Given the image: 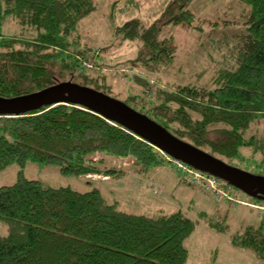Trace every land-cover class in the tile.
I'll use <instances>...</instances> for the list:
<instances>
[{"label": "trees", "instance_id": "1", "mask_svg": "<svg viewBox=\"0 0 264 264\" xmlns=\"http://www.w3.org/2000/svg\"><path fill=\"white\" fill-rule=\"evenodd\" d=\"M195 1L166 0L151 23L132 19L114 29L116 39L140 43L136 58L126 63L147 98L131 97L134 105L125 104L225 164L235 167L231 161L240 159L244 148L261 155L264 165V139L250 132L264 121V0H234L245 8L242 24L237 10L225 20L202 19L191 10ZM95 7V0H0V97L42 90L58 83L56 77L65 81L66 72L73 79L66 81L99 86L104 79L91 76L95 68L80 70L78 57L84 54L70 52L64 40ZM122 7L138 5L125 0ZM7 21L20 27L21 36L1 32ZM237 25L243 28L212 44L219 60L207 59L213 64L210 87L151 81L176 63L174 39L163 36L168 27L225 33ZM126 158L141 171L164 162L155 147L80 106L0 116V172L18 167L16 181L0 186V220L8 223L7 234L0 236V264H185L183 242L194 223L181 213H122L103 205L97 190L46 187L22 175L25 163L33 162L58 166L63 175L111 177L124 170L108 159ZM177 173L189 185L185 174ZM231 245L264 262V220L232 236Z\"/></svg>", "mask_w": 264, "mask_h": 264}, {"label": "rangeland", "instance_id": "2", "mask_svg": "<svg viewBox=\"0 0 264 264\" xmlns=\"http://www.w3.org/2000/svg\"><path fill=\"white\" fill-rule=\"evenodd\" d=\"M165 1L132 0L138 7L122 11L125 0H95L94 11L83 17L76 28L64 38L70 52L84 54L85 57H78L80 70L84 67L95 68L96 71H93L94 74L91 76L104 79L99 86L95 82H90L86 83L85 87L97 89L111 99L132 106L134 104L130 101L131 97H137V100L142 102L146 97L143 94L145 89L142 84L138 86L134 81L137 73L130 70V66L126 63L136 58L140 43L137 40L116 39L114 29L132 19L151 23L160 16ZM234 5L235 9H233ZM191 10L200 18L211 21L232 18L229 14L235 15L237 10L241 24L244 21L242 16L245 15V8L241 5L237 8L234 0H196L192 3ZM148 16L151 18L148 19ZM236 27L224 30L225 33L221 29L217 32L205 30L204 33H198L180 27H168L163 36L172 35L174 39L175 48L178 49L176 63L172 64L169 70L161 73L160 79L158 75L151 76V81L162 85H172V82L173 84L197 82L198 85L210 87L206 81L212 76L213 64H209L207 59L213 56L214 59L219 60L213 54L212 44L215 45V40L222 41V34L237 32L243 28V25ZM1 32L5 35L21 36L20 27L8 21L2 26ZM96 53L97 56H94ZM87 58L91 59L90 62L86 60ZM58 66L59 63L57 68ZM77 73L81 72L78 70ZM64 79L65 81L62 82L73 81L69 72L65 73ZM56 81L61 80L56 77ZM74 81L78 85L81 84V80ZM250 132L258 139H264V121L252 126ZM157 151L164 158L163 166L157 165L148 171L137 169L139 167L132 159L126 158L108 159L111 166L124 170L123 174L111 177L63 175L58 166L33 162L25 163L22 175L27 179L37 180L46 187H67L78 192L97 190L103 205L114 206L116 211L122 213L152 216L181 213L194 223L193 232L183 242L188 251L185 264H264L250 252L231 245L232 236L243 233L247 227L258 225L257 211L252 210L249 203L260 205L264 202L247 197L222 181L230 193L232 190L234 199L229 205L217 204L208 195L210 193L207 189L206 193L187 185L178 175L175 162ZM239 154L241 158L232 160L231 164L251 174L264 176V165L260 162L261 155L244 148L239 149ZM96 159H101V156L96 155ZM166 169L172 170L171 175L167 173L160 175V170L166 172ZM17 172L18 167L15 164L0 172V186L14 183ZM148 176L151 177V181L147 179ZM203 180L205 181L202 184L208 188L210 184L215 183L208 177H204ZM7 232L8 223L0 220V236L6 235Z\"/></svg>", "mask_w": 264, "mask_h": 264}, {"label": "water", "instance_id": "3", "mask_svg": "<svg viewBox=\"0 0 264 264\" xmlns=\"http://www.w3.org/2000/svg\"><path fill=\"white\" fill-rule=\"evenodd\" d=\"M60 104L80 106L132 132L174 161L205 173L247 197L264 202V176L251 174L171 135L164 127L131 109L124 102L72 82H59L42 90L12 98L0 97V116L24 115L43 106Z\"/></svg>", "mask_w": 264, "mask_h": 264}, {"label": "built area", "instance_id": "4", "mask_svg": "<svg viewBox=\"0 0 264 264\" xmlns=\"http://www.w3.org/2000/svg\"><path fill=\"white\" fill-rule=\"evenodd\" d=\"M170 160L173 161L172 159H170ZM174 162L177 165L176 169L178 171L180 170L181 173L183 172L185 174L184 178L190 186L196 187V188H201V187L206 188L209 191L212 198L216 202H219V203L220 202H222V203L233 202L234 197L232 195L233 194L232 190H231V193H232L231 194L230 190H228V187L226 185H224L221 181H219L213 177H210L209 175H207L205 173H201L199 171H196V170H194V169H192V168L188 167L187 165H184L180 162H177V161H174ZM198 175H200V177H198ZM204 177H208V178L212 179L215 183L210 184V186L208 188L206 185L202 184L205 181V180H203ZM251 206L257 210L259 219L264 220V205L254 204Z\"/></svg>", "mask_w": 264, "mask_h": 264}, {"label": "crops", "instance_id": "5", "mask_svg": "<svg viewBox=\"0 0 264 264\" xmlns=\"http://www.w3.org/2000/svg\"><path fill=\"white\" fill-rule=\"evenodd\" d=\"M167 171L165 172V171H163V170H160V175L162 174V173H167V175H171V172H172V170H168V169H166ZM159 178H160V176H159ZM148 180H150L151 181V177H149L148 176V178H147ZM159 180V179H158ZM157 180V181H158ZM157 181H155V182H157ZM166 181V180H165ZM209 195V194H208ZM215 202V201H214ZM215 203H217V204H220V203H218V202H215ZM227 205H229V204H227Z\"/></svg>", "mask_w": 264, "mask_h": 264}]
</instances>
